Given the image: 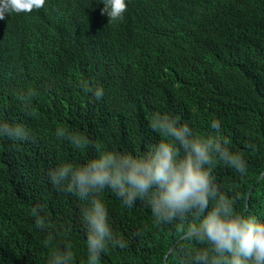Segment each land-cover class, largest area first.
<instances>
[{
  "label": "trees",
  "instance_id": "16d2710c",
  "mask_svg": "<svg viewBox=\"0 0 264 264\" xmlns=\"http://www.w3.org/2000/svg\"><path fill=\"white\" fill-rule=\"evenodd\" d=\"M123 15L115 30L93 24L75 48L41 36L10 46L0 33V124L30 138L0 136V264H89L85 202L46 173L102 147L146 150L161 114L244 160L240 173L214 159V182L238 211L264 218V0H130ZM97 195L126 244L107 245L97 264H163L172 247L165 264H198L204 245L185 236L194 215L165 224L145 202Z\"/></svg>",
  "mask_w": 264,
  "mask_h": 264
},
{
  "label": "clouds",
  "instance_id": "9594fccd",
  "mask_svg": "<svg viewBox=\"0 0 264 264\" xmlns=\"http://www.w3.org/2000/svg\"><path fill=\"white\" fill-rule=\"evenodd\" d=\"M129 3L130 0H0V33L10 46L41 36L75 48L82 32L95 23L109 30L122 26ZM34 9L39 15H32ZM22 22L28 26H19ZM103 95V88L98 87L93 98L100 100ZM149 126L159 138L146 150L102 147L83 161L63 162L46 173L52 188L60 190L63 184V190L85 202L82 223L89 264H97L109 244L126 246L123 239L113 238L107 203L97 195L105 190L125 207L147 203L151 216L165 224L194 215L195 222L185 235L204 245L194 256L198 264H264V218L238 211L231 197L220 194L210 167L218 159L244 173V160L218 140L194 135L189 126L172 115L153 117ZM210 127L218 130L221 124L213 119ZM0 136L30 139L20 128L5 124H0ZM75 143L79 146L81 141L77 139ZM40 211L35 207L36 213ZM65 258L54 257L52 264H64Z\"/></svg>",
  "mask_w": 264,
  "mask_h": 264
},
{
  "label": "water",
  "instance_id": "95a60500",
  "mask_svg": "<svg viewBox=\"0 0 264 264\" xmlns=\"http://www.w3.org/2000/svg\"><path fill=\"white\" fill-rule=\"evenodd\" d=\"M253 191H254V186L251 187V189H250V191H249V196H250V194H251ZM185 236H187V235H185ZM185 236H183L182 238H184ZM173 248H174V247L171 248V250L169 251V253L172 252ZM169 253L166 254V256H165V258H164V263H163V264H165V262H166V260H167V258H168Z\"/></svg>",
  "mask_w": 264,
  "mask_h": 264
},
{
  "label": "bare ground",
  "instance_id": "6f19581e",
  "mask_svg": "<svg viewBox=\"0 0 264 264\" xmlns=\"http://www.w3.org/2000/svg\"><path fill=\"white\" fill-rule=\"evenodd\" d=\"M32 15H38V13L34 10V12H32ZM21 24H22V26H24V25H25V26H28V23H24V22H22ZM105 62H106V63H109V60L106 58V59H105Z\"/></svg>",
  "mask_w": 264,
  "mask_h": 264
}]
</instances>
